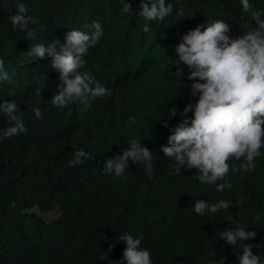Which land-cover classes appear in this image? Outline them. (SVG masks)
<instances>
[{"label": "trees", "instance_id": "trees-1", "mask_svg": "<svg viewBox=\"0 0 264 264\" xmlns=\"http://www.w3.org/2000/svg\"><path fill=\"white\" fill-rule=\"evenodd\" d=\"M39 1L54 6L49 18L59 23L67 19L63 12L81 6L78 3L84 0ZM171 2L173 12L163 21L148 22L150 31L145 32L143 18L135 12L122 13L119 0H97L99 16L106 26L103 40L93 46L90 59V64L103 70L111 66L125 70L126 79L116 84L118 94L127 93L139 112L153 114L155 120H149L148 126L155 124L161 129L175 125L187 98L192 102L196 99L191 96L188 68L184 66L185 75L178 77L179 65L173 59L180 35L213 19L227 22L232 36L255 27L250 12L242 11L239 0ZM251 3L252 10H264V0ZM138 7L139 0H134L132 9ZM15 8L12 4L8 9L5 0L0 3V35L7 40L27 36V30L14 29L9 20L7 13ZM39 31L35 28L34 36ZM2 36L0 52L9 51ZM15 55L8 53L6 57L9 60ZM48 98L45 102L51 127L46 121H36L26 137L0 143V264H117L126 245L119 241L109 249V244L124 231L143 233L141 247L150 249L153 264H239V248L221 238L227 227L239 223L256 231L249 243L254 253H264V154L257 158L252 172H233L230 160L228 178L217 183L230 180L233 187L221 192L215 184L199 183L195 168L176 173L174 161L163 156L157 146L162 130L154 127L148 132L143 122V131L135 133V138L151 149L154 176L149 178L142 165L130 162L124 176L114 177L101 170L103 160L118 153L122 143L118 136L129 128L126 119L137 117L133 106L101 115L102 104L84 112L82 106L61 111L52 108ZM173 106L177 114L170 117L166 127L163 117ZM55 124L61 128L62 138L53 144L48 136ZM130 139L124 138L125 142ZM79 149L92 158H82L81 163L73 165L70 161ZM38 165L47 168L46 173L58 184L38 183L33 175ZM155 176L158 185L151 182ZM157 186L172 191L168 203L153 200ZM199 198L209 203L230 199L233 203L228 210L198 215L192 204ZM57 212L60 217H55ZM104 252L108 259H104Z\"/></svg>", "mask_w": 264, "mask_h": 264}, {"label": "clouds", "instance_id": "clouds-1", "mask_svg": "<svg viewBox=\"0 0 264 264\" xmlns=\"http://www.w3.org/2000/svg\"><path fill=\"white\" fill-rule=\"evenodd\" d=\"M96 2L84 0L78 3L81 6L63 12L67 19L53 23L49 16L54 6L48 7L39 0H17V3L5 0L8 9L12 4L16 7L7 13L13 28L27 30V36L7 40L0 35L9 47V51L0 52V143L26 137L36 121H46L51 127L53 123L45 102L49 96L48 104L51 99L50 106L61 111L82 106L81 112H84L102 104L103 115L133 106L137 117L126 119L129 128L118 136L122 140L118 153L103 160L101 170L105 174L122 177L132 162L142 165L149 178L154 176L153 153L135 138V133L143 131L140 130L143 122L148 132L154 131L151 129L154 127L162 130L157 146L160 145L163 156L174 161V171L184 173L195 168L196 179L201 184H215L221 192L231 189L230 180L217 183L228 178L230 160L233 172L255 171L257 158L264 154V10H252L251 0H239L242 11L250 12L255 22V27L239 35H230V25L223 19L208 20L180 35L173 59L179 65L178 77L185 75L184 66L188 68L191 96L196 99L192 102L187 98L183 102L175 125L169 127L168 120L177 114L176 107H171L163 117L164 125L169 128L161 129L155 124L148 126L149 120H155L151 118L153 114L139 112L138 105L131 103L127 93L118 94L116 84L126 79L122 72L125 70L117 66L103 70L90 64L93 46L102 42L106 26ZM119 2L122 13L135 12L143 18L145 32L150 31L148 22L163 21L174 8L171 0H139L136 11L132 9L134 0ZM179 11L183 15V9ZM29 27L40 30L38 35L34 36L35 28ZM13 52L16 55L8 60L6 54ZM143 93L142 89L141 96ZM60 130L55 124L48 136L49 143L61 141ZM126 136L131 137L128 142L124 140ZM82 158L92 157L79 149L70 163H81ZM46 171L47 168L38 165L37 173H33L36 181L57 185ZM153 181L158 185L156 176ZM157 187L153 200L168 203L172 191ZM232 203L230 199L209 203L199 198L192 204V210L198 215L216 213L228 210ZM58 216H61L59 212L55 217ZM256 235V231L239 223L227 227L221 238L239 248V264H264V253H254L249 243ZM142 240L143 233L134 235L129 231L115 237L109 249L119 241L126 245L117 264H153L150 249L141 247ZM104 259H108L106 252Z\"/></svg>", "mask_w": 264, "mask_h": 264}]
</instances>
